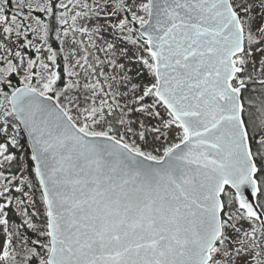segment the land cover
Wrapping results in <instances>:
<instances>
[{
	"label": "snow or ice",
	"instance_id": "obj_1",
	"mask_svg": "<svg viewBox=\"0 0 264 264\" xmlns=\"http://www.w3.org/2000/svg\"><path fill=\"white\" fill-rule=\"evenodd\" d=\"M0 236V264H264V0H0Z\"/></svg>",
	"mask_w": 264,
	"mask_h": 264
},
{
	"label": "trees",
	"instance_id": "obj_2",
	"mask_svg": "<svg viewBox=\"0 0 264 264\" xmlns=\"http://www.w3.org/2000/svg\"><path fill=\"white\" fill-rule=\"evenodd\" d=\"M29 38L31 39V35L29 36ZM51 43H53V46L54 47H57L58 48V42H56L54 40V37L50 40ZM17 44H22L23 43V38H20V40L16 41ZM24 52L29 55V56H32L34 57L35 56V53L31 50V49H24ZM13 79V82L14 83H17L18 81V77H16L15 75L12 77ZM13 219L15 220L16 218L13 217Z\"/></svg>",
	"mask_w": 264,
	"mask_h": 264
},
{
	"label": "rangeland",
	"instance_id": "obj_3",
	"mask_svg": "<svg viewBox=\"0 0 264 264\" xmlns=\"http://www.w3.org/2000/svg\"><path fill=\"white\" fill-rule=\"evenodd\" d=\"M37 43H39L38 41H36ZM3 239V237L2 236H0V240H2Z\"/></svg>",
	"mask_w": 264,
	"mask_h": 264
}]
</instances>
